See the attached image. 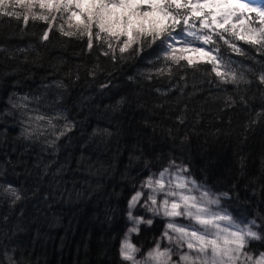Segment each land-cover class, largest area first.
Masks as SVG:
<instances>
[{"label": "trees", "instance_id": "trees-1", "mask_svg": "<svg viewBox=\"0 0 264 264\" xmlns=\"http://www.w3.org/2000/svg\"><path fill=\"white\" fill-rule=\"evenodd\" d=\"M24 14L32 15L11 5L0 12V264H126L119 250L129 199L148 170L169 162L224 193L234 217L254 221L260 239L245 250L264 253L257 46L238 41L247 55L224 46L243 79L222 83L211 65L158 73L167 65L155 45L124 59L118 49L116 59L106 47L89 51L87 37L59 31L71 30L67 14L45 41L47 23L25 25ZM162 230L161 219L139 226L131 236L139 256Z\"/></svg>", "mask_w": 264, "mask_h": 264}, {"label": "snow or ice", "instance_id": "snow-or-ice-1", "mask_svg": "<svg viewBox=\"0 0 264 264\" xmlns=\"http://www.w3.org/2000/svg\"><path fill=\"white\" fill-rule=\"evenodd\" d=\"M9 5L32 13L31 17L23 15L25 25L30 19L46 22L48 27L42 36L45 41L50 38L57 15L67 14L65 22L71 30L65 31L61 24L59 31L66 37H87L89 51L106 47L103 55L111 54L116 59L118 49L120 58L124 59L155 45L162 50L167 65L166 69H157L160 74L165 70L171 74L173 66L198 69L201 65H211V72L222 83H237L238 79H243V74L237 76L231 56L225 59L224 46L232 53L247 55L237 43L243 41L257 46L264 54L262 0H0V12ZM37 7L41 10L39 14L33 11ZM5 14L19 18L16 12ZM250 14L258 19L254 20ZM260 81L264 83V74ZM35 119L44 121L46 117L36 116ZM52 119L47 118L48 124H52ZM186 172V168L176 167L173 162L160 172L159 178L154 179L155 174H152L142 182V189L152 190L142 207L154 216L169 218L155 247L146 253L143 264H239L242 255L254 264H264V253L257 258L244 253L250 239H260L257 232L248 225L240 227L230 215L222 214L223 210L211 211L206 205H219V200L211 198L210 190L185 175ZM166 175L169 177L167 186ZM8 191L15 194V189ZM157 193H162L163 199H158ZM143 195V191L138 190L128 202V218L137 226L153 223L152 219L144 221L143 217L133 216L132 209ZM180 217L189 222L179 224L175 218ZM221 222H227V226L222 227ZM138 230L132 227L128 231ZM164 239L172 247L162 248ZM185 246L188 251H183ZM119 251L124 261L141 264L136 260L140 250L127 239V234ZM174 256L178 259L174 260Z\"/></svg>", "mask_w": 264, "mask_h": 264}, {"label": "rangeland", "instance_id": "rangeland-1", "mask_svg": "<svg viewBox=\"0 0 264 264\" xmlns=\"http://www.w3.org/2000/svg\"><path fill=\"white\" fill-rule=\"evenodd\" d=\"M262 2H264V1L262 0ZM4 10H7V7L4 8ZM39 10H40V9H39ZM40 11H41V10H40ZM250 15H252V18H253L254 20L258 19L257 17H255L254 14H250ZM254 26H258V25H254ZM190 54H195V53H190ZM171 163H173V162H169V163H168L163 169H165V168H169V165H170ZM174 164H175L176 167H179V168H186V169H187V172L185 173V175L190 176L192 179H194V178L192 177V175L190 174V171L188 170V168L186 167V165H184V164L181 163V162H174ZM163 169H161V170H148V172H147L146 176L144 177V179L142 180V182L146 181V179H147L150 175H152V174H155V175H154V179H155V178H159V174H160V172H161ZM172 170H174V169H170V171H172ZM164 179H165V183H166V186H167V182H168L169 177L166 175ZM194 180H195V179H194ZM195 181H196V180H195ZM142 182L140 183V185L136 188V190H135L134 193L132 194V196H133V195L135 194V192L138 191V190H142L143 193H144V195L142 196V198H141L140 201L138 202L137 207L134 208V209H132L133 216H134V217H136V216L143 217L144 221H147L148 219H152L153 221H154L155 219H161V220L163 221V230H162V232H163V231L165 230V224H166L167 222H169V218H164V217H162V216H154L152 213L146 212V210L142 207L144 201L147 199V196H148L149 194H152V190H151V189H148V188H143V189H142ZM197 182H198V181H197ZM198 183H199L200 185H203L205 189L210 190V192H211V194H212V197H211V198H216V199H218L219 202H220L219 205H206L211 211L216 212V211L223 210V213H222V214H228V215H230V216L232 217L234 223L240 225V227H244V225H248V226L251 228V230H253V231L256 232V229H255L256 223H254V224L251 223V222H253L252 220L236 218V217H234V216H233V215H232V214L226 209V207L224 206L223 201H222V198L226 197V195H225L224 193H215V192H213V191H212L207 185H205V184H203V183H200V182H198ZM173 186H174V185H173ZM154 187H155V185H154ZM202 190H203V189H202ZM193 194L199 196V193H193ZM132 196H131V197H132ZM131 197H130V199H131ZM157 197H158V199H163V194H162V193H157ZM130 199H129V200H130ZM137 209H140V212H139V213L136 212ZM127 211L129 212V206H128V210H127ZM128 212H127L128 227H127V229H126V233H125L124 237L121 239V242L126 238V234H127V239L133 244L132 239H131V236H132L133 234H135L136 232L129 233L128 230H129L130 228H132V227H138V228H139V226H140L141 224H144V223H141L139 226H137L133 221L129 220V218H128ZM175 219L177 220V222H178L179 224H186V223L189 222L188 219L185 218V217H180V218H175ZM146 224H147V223H146ZM221 224H222V227H226V226H227V222H221ZM233 230H235V229H233ZM162 232H161V233H162ZM172 235H175V234H172ZM160 236H161V234H160ZM160 236H159V237H160ZM159 237H158V238H159ZM158 238H156V239L153 241V244H152L151 249H152L153 247H155V244H156ZM250 240H251V239H250ZM250 240H249V241H250ZM133 245H134V244H133ZM120 246H121V243H120ZM161 247H162V248H164V247H172V244H170V242H169L167 239H164V240L161 241ZM151 249H150V250H151ZM183 251H188L187 248H186V246H185V248L183 249ZM244 253H245V255H247V256H252V257H254V258L259 257L260 254H261V253H259V254H257V255H252V254L248 253L246 250H244ZM145 256H146V254H145V255H142V256H139L138 253H137V254H136V260H137V261H140L141 264H143V261H144V259H145ZM176 259H178V256H174V260H176ZM125 263H126V264H132V262H130V261H125ZM239 264H254V261H247V260L245 259V256L242 255V256L240 257Z\"/></svg>", "mask_w": 264, "mask_h": 264}, {"label": "bare ground", "instance_id": "bare-ground-1", "mask_svg": "<svg viewBox=\"0 0 264 264\" xmlns=\"http://www.w3.org/2000/svg\"><path fill=\"white\" fill-rule=\"evenodd\" d=\"M257 253V252H256Z\"/></svg>", "mask_w": 264, "mask_h": 264}]
</instances>
